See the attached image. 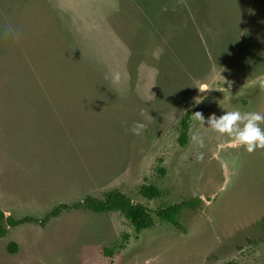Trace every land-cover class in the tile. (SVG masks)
<instances>
[{
	"label": "rangeland",
	"instance_id": "rangeland-1",
	"mask_svg": "<svg viewBox=\"0 0 264 264\" xmlns=\"http://www.w3.org/2000/svg\"><path fill=\"white\" fill-rule=\"evenodd\" d=\"M233 110L264 116V0H0V211L202 200L180 228L87 210L7 228L0 264H264V148L217 156L206 122Z\"/></svg>",
	"mask_w": 264,
	"mask_h": 264
},
{
	"label": "trees",
	"instance_id": "trees-1",
	"mask_svg": "<svg viewBox=\"0 0 264 264\" xmlns=\"http://www.w3.org/2000/svg\"><path fill=\"white\" fill-rule=\"evenodd\" d=\"M181 126L182 129L178 138V143L180 146H185L188 132L187 118H185ZM139 193L143 198L148 200L158 198L160 195L157 188L151 185L141 187ZM201 203L202 200L199 197H195L177 204L162 206L152 213L142 204L133 202L125 194L116 190H111L104 193L102 199L86 197L82 202L74 205H58L47 213L43 219H35L32 217L14 219L10 216H6L0 211V239L6 236L7 228H15L29 223H37L44 226L50 219L57 217L63 211L70 210H87L95 214L118 213L129 222L136 232L152 228L154 226V217L161 222L180 228L178 220L181 213L186 209H195L199 207ZM11 246L15 249L14 245Z\"/></svg>",
	"mask_w": 264,
	"mask_h": 264
},
{
	"label": "clouds",
	"instance_id": "clouds-1",
	"mask_svg": "<svg viewBox=\"0 0 264 264\" xmlns=\"http://www.w3.org/2000/svg\"><path fill=\"white\" fill-rule=\"evenodd\" d=\"M113 84H119L121 81V73L114 71L111 75ZM201 125L205 123L204 116L197 112L193 115ZM264 121V116L257 112L241 113L239 110L224 112L223 115H210L207 118V125L215 132L224 135L227 134L229 141L218 146L217 156L219 151L226 147H234L236 145H243L245 150L249 153L258 148H264V129L260 127V123ZM143 123L134 122L129 131L134 135H139L144 129ZM200 147H203V139L193 136ZM197 159H203V153L197 156Z\"/></svg>",
	"mask_w": 264,
	"mask_h": 264
}]
</instances>
